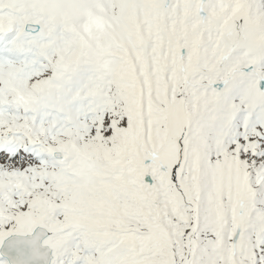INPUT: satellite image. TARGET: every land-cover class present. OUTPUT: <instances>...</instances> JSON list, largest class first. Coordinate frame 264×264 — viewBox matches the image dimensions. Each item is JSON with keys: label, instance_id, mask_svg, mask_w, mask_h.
<instances>
[{"label": "snow or ice", "instance_id": "snow-or-ice-1", "mask_svg": "<svg viewBox=\"0 0 264 264\" xmlns=\"http://www.w3.org/2000/svg\"><path fill=\"white\" fill-rule=\"evenodd\" d=\"M0 264H264V0H0Z\"/></svg>", "mask_w": 264, "mask_h": 264}]
</instances>
